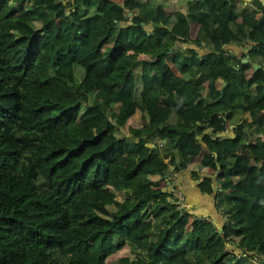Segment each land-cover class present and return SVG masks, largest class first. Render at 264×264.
<instances>
[{
  "label": "trees",
  "instance_id": "16d2710c",
  "mask_svg": "<svg viewBox=\"0 0 264 264\" xmlns=\"http://www.w3.org/2000/svg\"><path fill=\"white\" fill-rule=\"evenodd\" d=\"M238 1L0 0V264H264V7ZM183 169L220 228L164 187Z\"/></svg>",
  "mask_w": 264,
  "mask_h": 264
},
{
  "label": "crops",
  "instance_id": "0c3cea01",
  "mask_svg": "<svg viewBox=\"0 0 264 264\" xmlns=\"http://www.w3.org/2000/svg\"><path fill=\"white\" fill-rule=\"evenodd\" d=\"M170 1L167 4L168 10H173L176 7L181 8L184 6L186 0H168ZM246 5H251L257 8L264 7V0H239L236 4L237 10H241ZM197 24H195L194 28L191 31V35L194 36ZM146 30L147 26H145ZM226 47L232 49L235 53L239 54L242 51V46L237 45L235 43H228ZM200 51L203 48H199ZM209 174L215 173V167L209 168ZM174 178L171 182L176 183L182 191L184 195V203L185 206L193 215H201L206 218L211 219L219 228L225 223L226 217L221 212L220 209L215 207L214 197L212 194L202 192L198 185L197 180L192 176L189 169L177 170L171 173ZM170 181L165 179L164 187L166 189H171ZM224 186L227 189L232 188V184L230 182H225ZM187 205V206H186Z\"/></svg>",
  "mask_w": 264,
  "mask_h": 264
},
{
  "label": "built area",
  "instance_id": "2783aa9c",
  "mask_svg": "<svg viewBox=\"0 0 264 264\" xmlns=\"http://www.w3.org/2000/svg\"><path fill=\"white\" fill-rule=\"evenodd\" d=\"M170 168V167H169ZM172 173V172H171ZM170 173V175H168V177L166 178V180L171 181L173 179V175ZM174 194L173 199L174 201L180 206V207H184L185 203H184V197L182 194L181 189L179 188V186L177 185L176 187H173L171 190Z\"/></svg>",
  "mask_w": 264,
  "mask_h": 264
},
{
  "label": "rangeland",
  "instance_id": "374dc122",
  "mask_svg": "<svg viewBox=\"0 0 264 264\" xmlns=\"http://www.w3.org/2000/svg\"><path fill=\"white\" fill-rule=\"evenodd\" d=\"M135 119H136V118H135ZM133 121H134V120H133ZM129 122H131V120H130ZM110 138H111V136L108 135L107 139H110ZM173 178H174V176H173ZM172 180H173V179H172ZM172 180H171V181H172ZM171 181H170L169 184H172V185H171V190H172V188H173V187H176L177 184L174 183V182H171ZM114 195H115V193H114ZM119 195H120V194L117 193L116 196H119ZM119 197H120V196H119ZM186 206H187V205H186ZM124 253H129V246H127V245L124 246L122 250L117 251L115 254L111 255L109 258L116 257V256H118V254L120 255V254H124ZM239 255H241V254H239Z\"/></svg>",
  "mask_w": 264,
  "mask_h": 264
},
{
  "label": "water",
  "instance_id": "95a60500",
  "mask_svg": "<svg viewBox=\"0 0 264 264\" xmlns=\"http://www.w3.org/2000/svg\"><path fill=\"white\" fill-rule=\"evenodd\" d=\"M128 13L131 14V11H128ZM128 23H130V20H128ZM140 23H141L142 25L147 26V29H148V30H150L151 27H152V24H146L145 21H141ZM155 24L158 25L159 23H155ZM242 60H243V61H247L248 58L245 56V57L242 58ZM253 66H254V67H257L258 64L254 63ZM224 83H225V82H223V84H224ZM223 84H222V85H223ZM174 167H175L174 165H170V169H174Z\"/></svg>",
  "mask_w": 264,
  "mask_h": 264
}]
</instances>
